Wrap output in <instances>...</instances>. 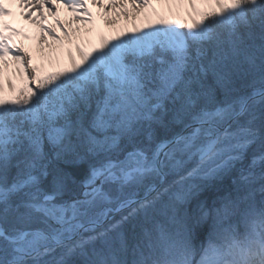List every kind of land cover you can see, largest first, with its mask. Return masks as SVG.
<instances>
[{
    "label": "snow or ice",
    "instance_id": "1",
    "mask_svg": "<svg viewBox=\"0 0 264 264\" xmlns=\"http://www.w3.org/2000/svg\"><path fill=\"white\" fill-rule=\"evenodd\" d=\"M15 2L41 44L44 8L92 23L89 0ZM164 2L186 19L42 73L0 0V264H264V0Z\"/></svg>",
    "mask_w": 264,
    "mask_h": 264
},
{
    "label": "bare ground",
    "instance_id": "2",
    "mask_svg": "<svg viewBox=\"0 0 264 264\" xmlns=\"http://www.w3.org/2000/svg\"><path fill=\"white\" fill-rule=\"evenodd\" d=\"M103 3H107V0H102ZM6 6L13 13L11 16L5 17V20L20 30V35L14 36L10 43H15L22 46L31 56L32 64H39L41 66H48L53 69L58 65V62L66 60L68 63V51L71 50L73 56L75 53V44H80L84 48H88L91 44L95 43L99 46V39L101 36L112 39L114 36L119 35L122 31H131L135 27H143L146 23L151 21L153 16L158 18L159 15L165 18H176L175 14L179 12L180 16L184 15L182 9L178 10L175 6H172L171 10L169 5L164 0H150V8L141 11L135 15L133 19L132 6L125 4V9L128 11L129 16L125 19L124 16L118 15L121 9H108L107 12L102 8H98L90 3L89 7L92 11V23L86 24L82 22H75L72 20L75 15L69 11L64 5H56L55 13H50L47 8L42 9L44 13L45 26L51 25L56 32V35L60 37V41L54 40L45 34V43L41 44L39 41V29L35 24H32L29 20L23 19L20 13L23 9L19 8L15 0H6ZM155 10L153 13L152 10ZM36 16V13H33ZM59 19L63 23H69L68 31L70 33V40L65 38L64 32L56 25V20ZM109 20H114L115 23L109 24ZM75 29H79V32H75ZM9 62V66L5 68V75L12 76L13 83L16 85L18 77L14 73V69L11 64V58L6 57Z\"/></svg>",
    "mask_w": 264,
    "mask_h": 264
},
{
    "label": "rangeland",
    "instance_id": "3",
    "mask_svg": "<svg viewBox=\"0 0 264 264\" xmlns=\"http://www.w3.org/2000/svg\"><path fill=\"white\" fill-rule=\"evenodd\" d=\"M183 17L186 19V16L183 15ZM156 19H157V17H156V16H153V17L151 18V22H154ZM91 46H96V47H97V45H96L95 43H93V44H91L90 46H88V48L91 47ZM88 48L86 47L85 50H87ZM58 63H59V64L56 65V67L53 68V69L49 68L48 66H47V67H46V66H41V65H39V64H35V66H37V67L40 69V71H41L42 73H44V72L56 71V70H58V68L66 67V66L68 65V63H67L66 60H63L62 62H58ZM20 83H21V81H20V79L18 78V79H17V82H16V85H17V86H20Z\"/></svg>",
    "mask_w": 264,
    "mask_h": 264
}]
</instances>
